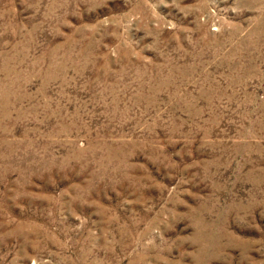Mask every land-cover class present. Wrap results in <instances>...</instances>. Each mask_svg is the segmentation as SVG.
I'll list each match as a JSON object with an SVG mask.
<instances>
[{"label":"rangeland","instance_id":"1","mask_svg":"<svg viewBox=\"0 0 264 264\" xmlns=\"http://www.w3.org/2000/svg\"><path fill=\"white\" fill-rule=\"evenodd\" d=\"M0 264H264V0H0Z\"/></svg>","mask_w":264,"mask_h":264}]
</instances>
